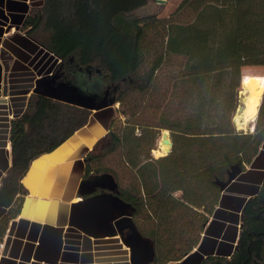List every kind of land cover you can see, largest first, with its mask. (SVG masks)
I'll return each instance as SVG.
<instances>
[{
    "label": "trees",
    "instance_id": "trees-1",
    "mask_svg": "<svg viewBox=\"0 0 264 264\" xmlns=\"http://www.w3.org/2000/svg\"><path fill=\"white\" fill-rule=\"evenodd\" d=\"M146 4L43 0L23 21L25 36L58 61L62 81L93 70L98 97L107 92L112 102L100 113L108 131L85 157L83 185L114 182L116 196L134 210L136 229L153 241L149 264H264V176L241 207L237 249L211 254L212 240L204 247L206 225L223 197L220 184L250 166L264 144V92L253 131L233 123L242 69L264 68V0H181L165 17L138 16ZM91 114L30 94L11 120L0 242L19 214L32 161L84 128ZM162 131L172 146L154 158Z\"/></svg>",
    "mask_w": 264,
    "mask_h": 264
},
{
    "label": "crops",
    "instance_id": "crops-1",
    "mask_svg": "<svg viewBox=\"0 0 264 264\" xmlns=\"http://www.w3.org/2000/svg\"><path fill=\"white\" fill-rule=\"evenodd\" d=\"M42 3L43 0H0V32L8 25L21 27L29 11ZM12 17H20V23L13 22ZM57 63L52 54L28 39L24 32L0 37V102L4 101L0 104L6 105V109L0 107V185L12 164L11 120L24 112L34 81L53 73ZM7 80L10 83L8 96L2 88ZM101 112H92L84 128L52 152L32 161L22 179L26 193L20 196L19 214L10 221L0 242V264H45L33 260L38 236L45 224L64 228L58 264H129L128 250L119 236L92 239L67 226L72 203L78 202L88 191L100 189L99 193L106 192L100 188L103 183L83 185L85 157L108 131V126L100 118ZM260 151L256 160L264 149ZM263 176V166L250 165L223 192L216 215L210 218L204 234L206 249L211 247V240L215 241L216 247L210 250L211 254L217 249L221 254L233 250L240 225L238 204L260 188Z\"/></svg>",
    "mask_w": 264,
    "mask_h": 264
},
{
    "label": "water",
    "instance_id": "water-1",
    "mask_svg": "<svg viewBox=\"0 0 264 264\" xmlns=\"http://www.w3.org/2000/svg\"><path fill=\"white\" fill-rule=\"evenodd\" d=\"M92 71L88 69L86 74L79 76L76 81H60V75L57 72L42 76L34 81L31 94L91 112L104 111L110 107L112 102L108 100L107 92L103 98L98 97L100 80L92 76ZM96 74L99 75V73ZM244 108L245 104L240 105L238 112L242 114ZM169 145L171 149L170 138ZM262 148L264 149V144L260 150ZM170 149L166 154L170 152ZM255 160L256 158L251 167H254V163L257 161ZM238 174L240 171H233L228 175L227 181L220 184L222 192L227 189ZM100 188L106 192L93 194L94 190L88 191L85 193L89 195L88 197H81L78 202L70 205L67 226L92 239H104L117 235L122 245L128 250L129 264L152 262L155 254L153 241L143 237L136 229L132 221L133 208L116 196V186L111 179L103 181ZM259 189L247 199L255 195ZM247 199L240 200L237 207L239 211ZM240 229L241 224L239 225ZM125 230H128L126 236H124ZM63 231L62 227L43 225L38 236L33 260L45 264H58L63 247ZM236 249L235 244L233 251Z\"/></svg>",
    "mask_w": 264,
    "mask_h": 264
},
{
    "label": "rangeland",
    "instance_id": "rangeland-1",
    "mask_svg": "<svg viewBox=\"0 0 264 264\" xmlns=\"http://www.w3.org/2000/svg\"><path fill=\"white\" fill-rule=\"evenodd\" d=\"M180 1L181 0H147V4L144 7L138 9L136 14L138 16H140V15H147V14H154L155 13L159 17H165V16H167L169 13H171L175 9V7L179 4ZM4 31L9 33V34H11L12 33L11 26L8 25L6 30L1 31L0 32V37L2 36V33ZM20 31H21V33L24 32L22 27L20 28ZM54 72H55V69H54L53 73ZM249 74L250 75L259 76V77L243 78L245 75H249ZM260 76H262V77H260ZM246 80H255L264 89V68L263 67H245V68L242 69V81H241L240 91H239V106L243 105L245 103V96L246 95H245V90H244L245 88L243 86V81H246ZM9 85H10V83H9L8 80L4 81V84H3L2 88L5 91L6 96H8V92H9V89H10ZM263 92H264V90H263ZM262 96H263V94H262ZM7 99L8 98H6V100ZM261 100H262V97H261ZM261 100L256 103L255 114H254L253 118L249 122H247L244 126L241 125V121H242L240 119L241 114L238 112V108H237V110L235 112V115H234V118H233V123H234V126L236 127L237 130H240V131H243V132H252L253 131L255 118H256L258 107H259V105L261 103ZM3 102L4 101L1 100L0 103H3ZM5 103H8V101L5 102ZM0 107L6 109V105L5 104L4 105L0 104ZM117 108H118V105L116 104L115 105V109H117ZM162 133H167L168 134V139H169V132L168 131H162L160 133L157 147L152 152V155H153L154 158H158V156H160V155H157V152L159 150V144H160ZM162 154H164V153H162ZM258 166H261V167L263 166L264 167V152H262L261 156L254 163V167H258ZM86 247H88L87 249H89V246H86Z\"/></svg>",
    "mask_w": 264,
    "mask_h": 264
},
{
    "label": "bare ground",
    "instance_id": "bare-ground-1",
    "mask_svg": "<svg viewBox=\"0 0 264 264\" xmlns=\"http://www.w3.org/2000/svg\"><path fill=\"white\" fill-rule=\"evenodd\" d=\"M243 86L245 90V108L243 113L240 116L241 125H245L247 122H249L254 114H255V108L256 103L261 100L262 94H263V87L258 84L255 80H246L243 81ZM236 121V120H235ZM170 149L169 145V139L168 134L163 133L161 135V140L159 144V150L157 152V155H161L162 153L168 152Z\"/></svg>",
    "mask_w": 264,
    "mask_h": 264
},
{
    "label": "built area",
    "instance_id": "built-area-1",
    "mask_svg": "<svg viewBox=\"0 0 264 264\" xmlns=\"http://www.w3.org/2000/svg\"><path fill=\"white\" fill-rule=\"evenodd\" d=\"M21 27H22V25H21ZM21 27L16 28V27H13V26H12V27H11V31H12V32H15V31H16V32H21V31H20V28H21ZM6 29H7V28L5 27L4 30H6ZM8 35H9V33H7V32L4 31V32L2 33V36H1V37H6V36H8Z\"/></svg>",
    "mask_w": 264,
    "mask_h": 264
},
{
    "label": "flooded vegetation",
    "instance_id": "flooded-vegetation-1",
    "mask_svg": "<svg viewBox=\"0 0 264 264\" xmlns=\"http://www.w3.org/2000/svg\"><path fill=\"white\" fill-rule=\"evenodd\" d=\"M60 81H62L61 79H60ZM128 234V230H125L124 231V236H126Z\"/></svg>",
    "mask_w": 264,
    "mask_h": 264
}]
</instances>
